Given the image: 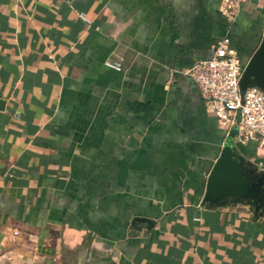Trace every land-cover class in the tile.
I'll return each mask as SVG.
<instances>
[{
	"label": "crops",
	"instance_id": "0c3cea01",
	"mask_svg": "<svg viewBox=\"0 0 264 264\" xmlns=\"http://www.w3.org/2000/svg\"><path fill=\"white\" fill-rule=\"evenodd\" d=\"M223 5L0 0V264H264V215L202 205L227 132L185 72L264 37Z\"/></svg>",
	"mask_w": 264,
	"mask_h": 264
},
{
	"label": "built area",
	"instance_id": "2783aa9c",
	"mask_svg": "<svg viewBox=\"0 0 264 264\" xmlns=\"http://www.w3.org/2000/svg\"><path fill=\"white\" fill-rule=\"evenodd\" d=\"M223 12L228 17L237 16L238 0H223ZM120 70L117 65H110ZM245 65L227 40L220 42L210 59L194 64L185 74L197 85L201 97L209 103L218 123L226 130L237 126L239 144L251 141L264 149V92L257 88L241 90ZM5 258L0 257V263Z\"/></svg>",
	"mask_w": 264,
	"mask_h": 264
},
{
	"label": "water",
	"instance_id": "95a60500",
	"mask_svg": "<svg viewBox=\"0 0 264 264\" xmlns=\"http://www.w3.org/2000/svg\"><path fill=\"white\" fill-rule=\"evenodd\" d=\"M241 90L257 87L264 92V37L252 58L245 65ZM4 102L0 100V110ZM238 127L227 135L222 152L208 177L202 205L207 209L245 206L256 217L264 215V170L243 155L237 144ZM137 222L153 225L146 218Z\"/></svg>",
	"mask_w": 264,
	"mask_h": 264
}]
</instances>
